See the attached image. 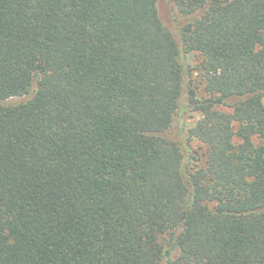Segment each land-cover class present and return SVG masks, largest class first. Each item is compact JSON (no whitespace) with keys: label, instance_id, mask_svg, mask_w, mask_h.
Masks as SVG:
<instances>
[{"label":"trees","instance_id":"trees-1","mask_svg":"<svg viewBox=\"0 0 264 264\" xmlns=\"http://www.w3.org/2000/svg\"><path fill=\"white\" fill-rule=\"evenodd\" d=\"M166 1L0 0V264H264V0Z\"/></svg>","mask_w":264,"mask_h":264},{"label":"rangeland","instance_id":"rangeland-1","mask_svg":"<svg viewBox=\"0 0 264 264\" xmlns=\"http://www.w3.org/2000/svg\"><path fill=\"white\" fill-rule=\"evenodd\" d=\"M159 10H160L161 18L163 19L164 23L174 31L172 23L170 21V11H169L170 7L166 0H160ZM197 57L198 55L195 54L194 52L186 51L183 54L184 62L191 66H195L196 62L199 61ZM186 117H187L188 124L190 126H194L196 122L200 119L201 114L197 111H189ZM235 141L238 142L237 139H235ZM256 142H258L257 139H256ZM194 146L196 148V145Z\"/></svg>","mask_w":264,"mask_h":264}]
</instances>
